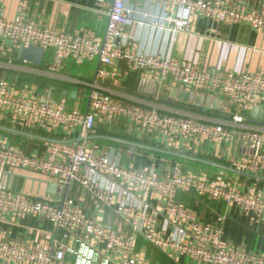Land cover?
<instances>
[{"label": "built area", "instance_id": "built-area-1", "mask_svg": "<svg viewBox=\"0 0 264 264\" xmlns=\"http://www.w3.org/2000/svg\"><path fill=\"white\" fill-rule=\"evenodd\" d=\"M30 1L19 0L13 17L0 15V40L5 42L4 49L10 55L6 68L14 64L12 54L20 45L37 46L52 51L50 62L39 71L52 77L61 74L68 59L82 64L98 58L103 65L97 73L100 81L117 78L118 64L125 61L129 69L158 84L170 80L175 87L207 92L236 107H253L264 100V69L210 70L194 61H181L171 53L141 49L133 29L136 23L146 25L148 16L136 21L128 8L132 0H96L101 7L110 6L104 38L91 32L70 33L40 25L26 16ZM133 1L158 7L160 12L151 18L150 26L172 44L177 34L190 33L192 22L198 17L227 25L247 24L259 33L264 32V0L257 9L230 0ZM90 86L89 110L84 113L78 106L54 100L51 89L38 92L32 87H17L1 77L0 112L32 120L48 131L63 129L82 140L51 143L43 157L0 145V173L13 168L42 174L64 190L75 183L87 190L98 205L112 209L129 232L85 216L73 198L33 197L15 193L1 182L0 217L17 223L38 218L53 224L57 234L51 249L0 239V258L17 264H151L137 251V237L142 236L162 252L175 259L185 257L190 263L264 264V254L223 244L224 216L206 223L178 199L181 192L194 193L264 218V188L249 186L241 190L236 183L211 180L203 173L184 171L179 165L170 167L160 177L153 167L124 166L112 160L109 153H96L87 145L97 120H121L138 134H149L162 148L173 149L178 144L186 149L178 151L187 152L206 142L239 143L252 152L245 150L239 157H232L228 165L239 172L264 176V124L250 123L240 113L219 120L157 104L126 102L97 81ZM152 195L164 201V225L149 202Z\"/></svg>", "mask_w": 264, "mask_h": 264}, {"label": "crops", "instance_id": "crops-1", "mask_svg": "<svg viewBox=\"0 0 264 264\" xmlns=\"http://www.w3.org/2000/svg\"><path fill=\"white\" fill-rule=\"evenodd\" d=\"M230 1L242 2L250 9L259 8L262 2V0ZM18 2L19 0H0V15L15 16ZM109 8V5L99 6L96 0H31L27 7L26 16L46 27L65 30L70 33L86 31L104 38L109 21ZM128 8L132 11L136 21L145 19V14L148 16L146 25L140 26L136 23L133 29V35L141 49L149 52L171 53L181 61H194L201 67L210 70L256 72L264 69V32L259 33L247 24L227 25L198 17L193 20L190 33L181 32L177 34L172 44L169 38L163 36V33L150 26L151 18L160 12L157 6L148 2L137 3L132 0L129 2ZM4 48L5 42L0 40V78L6 77L10 83L17 87H32L38 92L51 89L54 100H64L70 107L78 106L84 113L89 110L90 85L95 81L103 88L114 91L118 98L126 102L157 104L209 119L228 120L232 113H240L249 121L253 107L264 108V100L253 107L241 108L220 97L224 100L221 110L189 100H179L172 96L175 90L189 93L193 91L175 87L170 80L161 84L157 83V92L153 94L151 86L146 84V80L149 79L145 78L141 72L129 69L125 61L118 64L120 75L115 79L109 78L106 81H100L97 78L98 70L103 66L98 58L82 64H77L73 59H68L61 74L55 77L40 73L39 71L45 68L51 60V50L45 51L41 65L18 60V50H16L12 54V57L15 58L14 64L6 68L4 65L10 55ZM194 93L212 96L202 91ZM258 121L261 120L258 119ZM254 124L264 123L256 122ZM0 126L11 129H0V145L16 147L27 154L41 157L47 155V149L53 143L50 139L70 141L79 138L78 136H70L63 129L48 131L32 120L16 119L6 112H0ZM102 136H112L124 141L150 146H161H158L149 134H138L124 121L117 120L107 123L97 120L94 131L87 140L88 147L96 153H109L112 160L124 166L133 168L153 167L160 177H164L170 167L179 165L184 171L203 173L211 180L236 183L241 190H245L249 186L264 188V181L234 171L135 147L127 142L101 138ZM173 149L177 151L186 150L178 144H175ZM245 150L248 149L243 148L239 143L214 145L206 142L187 150V153L228 165L232 157H239ZM1 182H5L15 193L53 199H60L65 196L73 198L85 216L111 225L123 233L129 232V227L121 221L112 209L98 205L87 190L75 183H72L65 190L59 188L51 192L50 185L52 182L57 183L56 181L42 174L13 168H7L4 173H0ZM178 199L185 202L206 223H213L217 216H224L222 242L225 246L242 247L250 252L264 254V218L243 213L234 205L199 197L194 193L181 192ZM149 202L155 209L158 220L164 225L163 199L152 195ZM169 230L171 231V229ZM56 234V227L48 221L32 218L17 223L12 222L6 216L0 217V239L10 243L51 249L52 240ZM137 251L145 256L151 264H196L190 263L185 257L173 258L171 254L162 252L149 244L142 236L137 237ZM0 264L17 263L0 258Z\"/></svg>", "mask_w": 264, "mask_h": 264}, {"label": "water", "instance_id": "water-1", "mask_svg": "<svg viewBox=\"0 0 264 264\" xmlns=\"http://www.w3.org/2000/svg\"><path fill=\"white\" fill-rule=\"evenodd\" d=\"M45 54V49L42 47H37V46H30V47H25L24 45H20V47L18 48V53H17V58L18 60L21 61H26V62H30L36 65H41L42 61H43V57ZM146 84H149V86H151V90L153 94H156L157 92V82L154 80H146ZM72 96V95H71ZM173 98H178L179 100H189L190 102H194L200 105H204L206 107H212L214 109L217 110H221L224 104V100L220 99V98H214L212 96H206L205 94H199V93H194V92H186V91H179V90H175L173 92ZM261 120V121H258ZM250 123H256V122H263L264 123V108L255 106L252 109V114H251V118L249 119ZM0 129H5V130H11L8 129L6 127H2L0 126ZM15 132H19V131H15ZM35 136V135H32ZM38 137V136H35ZM101 138H107V139H111V140H115V141H122V142H127L130 145H133L135 147H142V148H146V149H150L153 151H157V152H161L164 154H168V155H172L178 158H183V159H188V160H193V161H199L205 164H209L212 166H216V167H220L226 170H230V171H234L237 172L239 174H242L244 176H248V177H252L256 180L259 181H264V176L261 175H254V174H250L247 172H239L235 169H233L232 167H230L229 165L226 164H222L216 161H212V160H208V159H204L198 156H194L191 154H188L185 151H177V150H173L171 147H157V146H150V145H145V144H141V143H137V142H129V141H124L112 136H102ZM82 138L79 137L77 139L74 140H70V141H59V140H51V142H72V141H81ZM249 152L251 153L252 150L248 149ZM50 191L53 192L54 189H59L60 186L58 183H51L50 185Z\"/></svg>", "mask_w": 264, "mask_h": 264}, {"label": "rangeland", "instance_id": "rangeland-1", "mask_svg": "<svg viewBox=\"0 0 264 264\" xmlns=\"http://www.w3.org/2000/svg\"><path fill=\"white\" fill-rule=\"evenodd\" d=\"M203 144V143H202Z\"/></svg>", "mask_w": 264, "mask_h": 264}]
</instances>
